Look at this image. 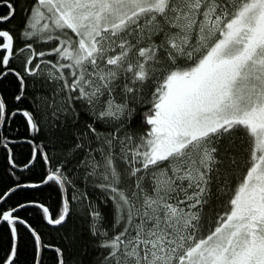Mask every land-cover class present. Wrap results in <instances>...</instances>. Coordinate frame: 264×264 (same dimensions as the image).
<instances>
[{
    "label": "snow or ice",
    "instance_id": "snow-or-ice-1",
    "mask_svg": "<svg viewBox=\"0 0 264 264\" xmlns=\"http://www.w3.org/2000/svg\"><path fill=\"white\" fill-rule=\"evenodd\" d=\"M0 8V24L17 8L22 17L17 35L0 28V82L13 76L15 102L29 103L9 111L0 94V123L19 115L26 133L47 141L17 138L31 151L15 187L0 194L11 238L2 264H15L17 225L31 231L40 264L41 237L16 214L29 204L6 205L18 190L45 186L59 193L58 217L31 204L49 224L67 223L76 201L84 208L89 264H264V0H0ZM42 45L50 47L36 51ZM24 52L21 72L11 61ZM9 140L0 136V146L16 168ZM37 160L45 175L27 180ZM69 185L85 191L70 197ZM84 235L70 232L66 247ZM65 250L55 248L57 264Z\"/></svg>",
    "mask_w": 264,
    "mask_h": 264
},
{
    "label": "trees",
    "instance_id": "trees-1",
    "mask_svg": "<svg viewBox=\"0 0 264 264\" xmlns=\"http://www.w3.org/2000/svg\"><path fill=\"white\" fill-rule=\"evenodd\" d=\"M7 8H0V15L6 14ZM22 21V17L17 8L16 15L9 22L0 24L2 29L16 28L17 32L13 35H17L19 27ZM21 41L17 39L16 47H21ZM50 45H42L36 48V51H46ZM31 56L30 52H24L19 54L17 59L11 61L12 67L16 68L18 71L23 72L24 63L26 59ZM44 59H54V57H44ZM31 79V78H29ZM0 94L3 95L4 99L9 105V111L15 108H27L29 107L28 101L23 103H17L14 100L15 94H17V84L13 76H9L7 79L0 82ZM31 94H29L30 96ZM25 135H36V140L34 144L47 143L43 139V133H26L25 131V121L21 116H16L12 121L8 122L6 125L2 123L0 125V136L8 137L9 147L13 148V154L15 156L16 168H12L7 162L6 155L7 150L0 146V194L7 191L10 187H15V180L21 175V168L25 164L30 156L31 146L27 143H23L18 137H24ZM12 140H15V147H13ZM48 154L53 157L52 165L55 166L57 159H59V153L54 150L51 146L48 149ZM45 175V167L39 161L34 162V166L30 171H24L23 176L30 181H38L41 177ZM68 196H80L81 193L85 191L83 187L79 189L73 188L72 186H67ZM89 196L92 200H97L99 197V192L88 190ZM59 200L60 196L58 191L51 187L45 186L38 190L34 189H24L18 190L15 194L10 196L6 206H15L18 203H28L36 202L38 204H43L45 207H49V212L52 218H57L59 214ZM87 203V201L85 202ZM72 214L64 225H52L47 222L43 217L42 209L29 205L26 209L18 211L16 214L26 220L28 226L33 229L41 237L42 248L40 255V264H57V253L55 248L59 247L66 249L64 253V260L66 264H80L81 260L85 264H89L90 259H94L96 253H92V256L85 252L83 243L87 241L86 220L83 218L84 208L80 206L79 201L74 202L72 205ZM79 213V215H78ZM18 228V239H17V255L15 257V264H34L35 259V246L34 238L31 235L29 229L24 225H17ZM84 231V240L71 247H66L67 237L70 232L80 233ZM11 251V238L10 231L6 222L0 221V258L7 259V255ZM89 252L91 249L88 250ZM2 264V260H0Z\"/></svg>",
    "mask_w": 264,
    "mask_h": 264
},
{
    "label": "water",
    "instance_id": "water-1",
    "mask_svg": "<svg viewBox=\"0 0 264 264\" xmlns=\"http://www.w3.org/2000/svg\"><path fill=\"white\" fill-rule=\"evenodd\" d=\"M2 123H0V125H1ZM29 205H32V204H29ZM27 227V226H26ZM28 228V227H27ZM29 229V228H28ZM33 230V229H32ZM31 232V231H30ZM41 255V254H40ZM39 260H40V257H39Z\"/></svg>",
    "mask_w": 264,
    "mask_h": 264
}]
</instances>
